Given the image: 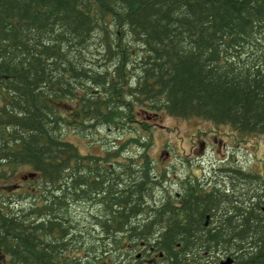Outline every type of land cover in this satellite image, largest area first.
Segmentation results:
<instances>
[{"label":"trees","instance_id":"trees-1","mask_svg":"<svg viewBox=\"0 0 264 264\" xmlns=\"http://www.w3.org/2000/svg\"><path fill=\"white\" fill-rule=\"evenodd\" d=\"M0 97V264H264V170L178 197L148 151L163 112L264 137V0H0Z\"/></svg>","mask_w":264,"mask_h":264},{"label":"rangeland","instance_id":"rangeland-1","mask_svg":"<svg viewBox=\"0 0 264 264\" xmlns=\"http://www.w3.org/2000/svg\"><path fill=\"white\" fill-rule=\"evenodd\" d=\"M149 122L152 143L148 151L155 161L156 171L169 168L184 180L187 176H193L194 179H198L199 183L204 184L208 180L216 179V176L218 177L216 173H222L227 168H239L253 172L264 170V137L262 136L243 135L227 125H215L211 121L196 117L190 119L174 117L164 112L159 118ZM105 131L106 129H102L99 133L100 136L95 133L91 138H88L92 141L75 133L69 134L68 138L77 143L84 153L100 155L102 152L100 145L107 143L104 140L111 139L106 136ZM148 135L150 137V132ZM144 140V144L147 145V139L144 138ZM142 145L138 144L136 148L144 152ZM215 161L217 162L215 163ZM26 170L29 169H21L17 178L12 181L0 182V188L7 186V192L20 189L16 188L14 183L22 186V176L26 175ZM175 182L178 183L176 180ZM217 184H219L218 180ZM173 188V193H176L180 186L173 184ZM156 193L155 199L160 203L162 201L161 187H158ZM73 209L74 217L81 226H84L85 229L89 228L92 234L98 233V230H95L92 225L95 221L92 220L86 205L73 207ZM113 254L119 260L133 261L125 253Z\"/></svg>","mask_w":264,"mask_h":264},{"label":"flooded vegetation","instance_id":"flooded-vegetation-1","mask_svg":"<svg viewBox=\"0 0 264 264\" xmlns=\"http://www.w3.org/2000/svg\"><path fill=\"white\" fill-rule=\"evenodd\" d=\"M222 144H223V142H222ZM201 146H203V145H201ZM217 161H215V163H216ZM214 163V164H215ZM192 164H194V163H192ZM214 166V165H213ZM198 169H199V167H197ZM171 172H173V171H170V174L172 175V173ZM216 174H218V173H216ZM174 178L172 177V178H170V182H169V185H167L168 187H167V189L170 191H172L173 192V184H179V186H180V189H179V191H177L175 194L178 196V197H180V196H182V194L184 193V190L181 188V183H182V185L185 183V181L183 180V178L182 177H180V175L177 173L176 175H175V180L176 181H178V183H176L175 182V180H173ZM186 179H187V177H186ZM217 180L215 179V182H216ZM227 186V184H224V183H222V186H220L219 188H225ZM216 187H218V186H216ZM172 188V189H171ZM154 256H155V252H152V253H150L149 254V256L148 257H145L146 259H144L142 262H143V264H159L158 263V261L157 260H154ZM160 257H162V255L160 256ZM228 259V258H227ZM226 261V258L224 259V260H222L221 261V264H222V262H225ZM129 264H138V262H136V261H134L133 263H129Z\"/></svg>","mask_w":264,"mask_h":264},{"label":"water","instance_id":"water-1","mask_svg":"<svg viewBox=\"0 0 264 264\" xmlns=\"http://www.w3.org/2000/svg\"><path fill=\"white\" fill-rule=\"evenodd\" d=\"M233 262L232 257H228V259L225 262H222V264H231Z\"/></svg>","mask_w":264,"mask_h":264}]
</instances>
